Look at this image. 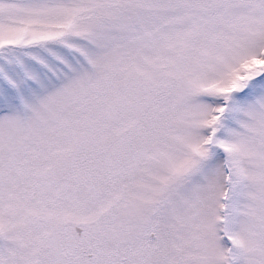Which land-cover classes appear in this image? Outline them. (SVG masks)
Returning <instances> with one entry per match:
<instances>
[{
	"label": "snow or ice",
	"instance_id": "1",
	"mask_svg": "<svg viewBox=\"0 0 264 264\" xmlns=\"http://www.w3.org/2000/svg\"><path fill=\"white\" fill-rule=\"evenodd\" d=\"M0 264H264V0H0Z\"/></svg>",
	"mask_w": 264,
	"mask_h": 264
}]
</instances>
